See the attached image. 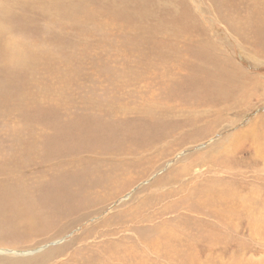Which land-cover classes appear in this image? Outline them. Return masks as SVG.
<instances>
[{
    "label": "rangeland",
    "instance_id": "1",
    "mask_svg": "<svg viewBox=\"0 0 264 264\" xmlns=\"http://www.w3.org/2000/svg\"><path fill=\"white\" fill-rule=\"evenodd\" d=\"M111 1L0 59V264H264V0Z\"/></svg>",
    "mask_w": 264,
    "mask_h": 264
},
{
    "label": "bare ground",
    "instance_id": "2",
    "mask_svg": "<svg viewBox=\"0 0 264 264\" xmlns=\"http://www.w3.org/2000/svg\"><path fill=\"white\" fill-rule=\"evenodd\" d=\"M83 2H82V0H0V51H1V54H0L1 58L0 59L3 61V63L4 62H13L14 63V60L12 57L13 54L11 53V51L13 52V50L14 51L18 50L17 48L19 45L17 46V43L18 42L20 43L21 39L24 40L25 35H26L25 33H22L21 31L28 30V32H30L28 29V26L21 25L23 23L25 17H28L30 15H31V17H32V15L38 16V14H37V12H38V13H40L41 18H43L46 21L45 24L48 25L50 19L57 16V14L54 13L55 9L58 8L59 6H63L64 8L67 9L66 11H68L73 18L77 17V15L80 13L81 18H82V15H85L84 18L87 17L89 19H93L94 15L98 12V9H97V12H95L93 10L84 9L85 3H83ZM73 3H76L78 5L82 4L81 8L75 9V6H73ZM110 3H113L115 8H117L120 6V4H122V0H112ZM141 4H143V3H141ZM104 13L105 12L103 10H101L97 14L101 15ZM258 14H259V15H257V16H259L258 19L264 18V5L261 6V8L258 11ZM36 18H38V17H36ZM19 19L21 20V22L19 24L15 25L14 22L12 23L13 20H19ZM101 19H103V18H101ZM86 21H87V19H86ZM84 23H86V22H84ZM87 24H89V23H87ZM102 25H103V23H102ZM45 28H46V26H45ZM32 29H33V27H32ZM40 31H42V30L40 29ZM19 32H21V33H19ZM260 32H261L260 36L259 35L258 36H259V38H263L262 33L264 34V27H262L260 29ZM31 33L32 32H30V34ZM16 39H19L20 41L19 40L17 41ZM23 40L21 42H24ZM22 45H23V43H22ZM24 46L27 47V49H28L27 51H30L32 53V50H33L32 47L33 46L31 45V42L28 44H26L24 42ZM34 47H35V45H34ZM9 48H10V50H9ZM23 49H22V52H23ZM26 54L27 53H25V55ZM29 54H28V56H29ZM16 55L21 56V53L19 51H17ZM17 56H15V57H17ZM31 56H32V54H31ZM28 60L29 59H27V61ZM21 62H22V58H21ZM246 132H248L250 134L252 133V131H250V130L249 131L246 130L243 133L245 134ZM252 134H254V132Z\"/></svg>",
    "mask_w": 264,
    "mask_h": 264
}]
</instances>
